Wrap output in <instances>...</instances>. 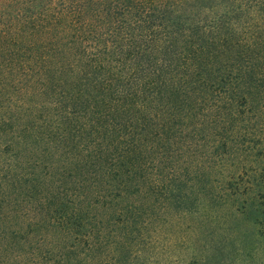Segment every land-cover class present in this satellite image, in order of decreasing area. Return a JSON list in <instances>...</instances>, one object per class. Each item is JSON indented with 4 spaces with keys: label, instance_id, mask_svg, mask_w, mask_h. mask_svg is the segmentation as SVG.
<instances>
[{
    "label": "trees",
    "instance_id": "trees-1",
    "mask_svg": "<svg viewBox=\"0 0 264 264\" xmlns=\"http://www.w3.org/2000/svg\"><path fill=\"white\" fill-rule=\"evenodd\" d=\"M0 264H264V0H0Z\"/></svg>",
    "mask_w": 264,
    "mask_h": 264
}]
</instances>
